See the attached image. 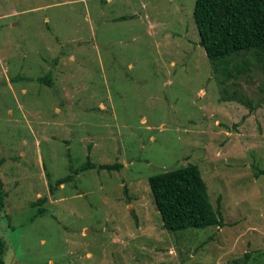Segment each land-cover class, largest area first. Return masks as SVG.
Here are the masks:
<instances>
[{"label": "rangeland", "instance_id": "1", "mask_svg": "<svg viewBox=\"0 0 264 264\" xmlns=\"http://www.w3.org/2000/svg\"><path fill=\"white\" fill-rule=\"evenodd\" d=\"M194 2L0 0L5 264H264V58L214 71ZM189 164L223 225L168 232L148 179Z\"/></svg>", "mask_w": 264, "mask_h": 264}, {"label": "trees", "instance_id": "2", "mask_svg": "<svg viewBox=\"0 0 264 264\" xmlns=\"http://www.w3.org/2000/svg\"><path fill=\"white\" fill-rule=\"evenodd\" d=\"M192 16L198 31L199 45L214 71H222L227 78L236 77L229 69L236 57L250 55L258 61L259 58H264V0H195ZM247 68L246 59L242 61L237 73L241 74ZM39 80L44 82L42 78ZM46 83L51 85L50 81ZM1 165L0 160V168ZM96 167L99 170L116 171L122 168V165L96 166L87 158L83 167L71 171L76 175L78 172ZM258 173L264 174V171ZM70 179L71 176L59 179L55 186H60ZM148 184L163 228L168 232L223 225L220 203L218 201L217 207H213L207 186L196 165L189 164L156 174L149 177ZM50 191H53V187ZM5 198L6 192L0 177V214L4 211ZM44 201L45 198L32 203L31 208H37V205ZM37 214L42 215L43 209L37 208ZM4 252V243L0 237V264H5ZM249 260L250 254L246 253L233 264H249Z\"/></svg>", "mask_w": 264, "mask_h": 264}]
</instances>
